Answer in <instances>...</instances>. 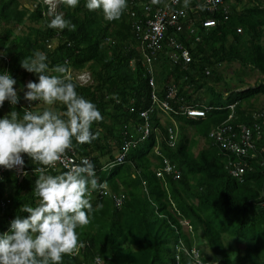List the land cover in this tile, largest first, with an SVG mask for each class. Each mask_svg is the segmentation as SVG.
I'll use <instances>...</instances> for the list:
<instances>
[{
    "label": "trees",
    "instance_id": "16d2710c",
    "mask_svg": "<svg viewBox=\"0 0 264 264\" xmlns=\"http://www.w3.org/2000/svg\"><path fill=\"white\" fill-rule=\"evenodd\" d=\"M30 1L0 0V74L12 75L20 96L15 106L5 102L0 118L12 110L22 117L25 110L41 111L46 107L42 102L30 105L23 98L24 86L37 76L22 69L20 61L34 50L47 55L50 68L65 65L77 92L94 103L102 115L92 125L97 138L86 144L73 140L72 148L79 157H90L98 169L97 180L105 183L107 192L92 193L90 223L77 229L81 247L76 254L65 255L63 264H96V255L100 264H192L179 249L182 244L188 248L196 245L205 261L264 264V102L260 106L255 102L258 95L264 96V0H226L230 3L228 17L222 11L200 9L197 31L191 37L168 27L160 40L164 51L153 61L152 76L136 46L129 13L142 12L132 0H127L126 10L116 21L106 20L99 10L89 11L85 0H80L76 8L60 5L59 12L75 25L72 31L49 28L48 6L38 2L30 9L26 5ZM149 2L147 14L152 16L167 0ZM201 3L183 0L179 7ZM209 16L217 23L205 29L201 22ZM180 21L182 26L187 25L183 19ZM174 34L189 49L190 62L174 63L165 54L177 48L169 39ZM233 63L238 64L234 71L236 84L217 85L223 79L220 66ZM83 71L89 73L90 82L81 84L73 74ZM251 72H255L253 84L246 81ZM150 77L161 99L174 86L175 98L168 99L173 110L168 111L167 124L161 123L158 108L149 112L150 132L138 141L139 128L144 124L139 112L151 105ZM202 89L205 95L198 94ZM181 102L210 109L204 116H189L181 110ZM229 104L234 106L225 107ZM56 110L64 109L57 105ZM229 112L238 130L246 126L254 134L255 124L262 130L253 135L257 156L247 159L240 177L232 176L227 169L229 161L238 160L236 154L226 151L227 143H238L222 123ZM167 125L179 128L173 147L167 144ZM192 128L194 132L189 134ZM219 130L222 139L213 145L208 133ZM124 132L137 144L125 152L119 164L101 170L116 160ZM199 137L204 145L194 153ZM164 157L177 173H163ZM24 161V172L15 175L7 171L0 183V200H9L0 206V233L5 232L8 218L24 216L20 208L37 199L33 195L37 165L27 156ZM63 171L46 172L55 175ZM116 198H121L120 205ZM181 220L187 221L188 232L183 230ZM231 239L238 240L239 246L233 248Z\"/></svg>",
    "mask_w": 264,
    "mask_h": 264
},
{
    "label": "clouds",
    "instance_id": "9594fccd",
    "mask_svg": "<svg viewBox=\"0 0 264 264\" xmlns=\"http://www.w3.org/2000/svg\"><path fill=\"white\" fill-rule=\"evenodd\" d=\"M38 2H44L48 6L47 14L51 17L47 25L49 28L75 30V25L66 20L64 14L58 12V8L60 5L76 8L80 0H33L27 6L32 9ZM30 3L33 5L30 6ZM85 7L89 11H101L108 21H116L126 10L127 0H85ZM134 36L137 41L136 46L141 51L135 31ZM163 51L161 50L159 53ZM165 54L169 55L167 52ZM47 60L48 57L43 51L34 50L31 55L25 56L20 61L22 69L37 76V80L28 81L24 86L26 89L24 90V100L28 101L30 105L34 102H42L46 107L41 111L25 110L22 117L17 111L12 110L0 118V183L4 181L7 171L23 169L25 156L34 164L42 166L41 169H36L39 174L33 190V195L37 198L35 203L23 205L20 211L24 212V216L17 215L14 219L8 218L5 232L0 233V264H63L65 255H74L81 247L77 229L90 223L89 214L93 210L90 202L92 193L104 187L105 193L107 192L105 183H100L97 180L98 169L95 168L90 157H79L72 148L73 140L78 144H86L97 138V135L92 132V125L100 121L102 115L94 103L77 92V85L71 77L67 76L69 74L66 75L67 67L56 65L50 68ZM73 78L81 84L90 82V75L87 71L76 72L73 74ZM16 83L17 81L10 73L0 74V108L6 101L12 106L19 103L20 96L15 88ZM182 104L188 106L181 102ZM57 105L63 106L64 110L57 111ZM229 105L225 107L229 108ZM196 109L207 111L210 108ZM159 111L161 123L167 124V121L170 120L168 113ZM230 114L231 112L222 123L231 126L233 131L238 132L235 124L231 123L233 116L228 118ZM178 129L173 125H167V134H170L167 138L169 147L174 146ZM260 131L262 132L261 128ZM256 132L254 130L253 135L257 134ZM124 135H126L125 132L121 138L120 146L117 148L116 160L103 165L101 170L108 171L112 168L111 165L116 164L117 158L122 154L121 147L126 140L132 142L129 149L137 144L132 138L128 139ZM208 137L214 145V138L210 133H208ZM143 139L146 137L141 138L140 133L138 141ZM68 151L75 155L78 164L73 162L65 165L67 170L55 175L48 174L43 170L55 168L58 163H62L67 158ZM247 159L249 157L245 160L247 161ZM164 161H167L172 167L169 172L164 170ZM162 163L163 173H177L166 157L162 159ZM162 171L157 170L156 172L161 175ZM228 172L231 174L230 171ZM105 193L98 192L99 195ZM8 203V199L0 200L1 207ZM181 224L182 227L188 226L187 221L184 220H181ZM184 246L188 248L186 245ZM192 247L198 250L203 259L204 257L197 246L193 245ZM182 253L184 252L182 251ZM176 256L179 259V252ZM95 258L96 264H100V257L96 255L94 262Z\"/></svg>",
    "mask_w": 264,
    "mask_h": 264
},
{
    "label": "built area",
    "instance_id": "2783aa9c",
    "mask_svg": "<svg viewBox=\"0 0 264 264\" xmlns=\"http://www.w3.org/2000/svg\"><path fill=\"white\" fill-rule=\"evenodd\" d=\"M132 3L136 4L141 8L142 15H137L135 10L130 11V17L132 19V26L134 27L135 34L137 35V39L139 40V47L141 49L144 64L146 65L147 72L152 76L153 75V61L156 59L157 53L161 51L160 47V40L164 36V31L166 29V25H173L177 24V21L181 18L185 17V11L180 8H176L175 6L178 4V0H170L169 5H165L163 7L156 8L151 17L148 16L147 12L151 9L149 0H132ZM203 7L209 11H213L218 9L220 6H223L224 12H227V5H224L223 0H202ZM203 24L206 26L213 25L214 20L207 18L203 21ZM179 26H177L178 28ZM193 31L192 29L190 30ZM171 44H174V40H170ZM181 48V46H178ZM182 56L185 59H188V55L186 51L182 52ZM169 57L174 61L177 62V57L173 54H169ZM150 85L152 90L150 92L151 95V105L147 110L140 111V117L144 118V124L141 125L139 131L141 133V138L147 137L150 132V124L148 122V114L152 112L154 108H158L162 112L168 113L171 110L169 105L168 99H174V86H170L168 92L166 93L164 98H159L156 92L154 91V79L150 77L149 79ZM183 112H186L189 116H194L198 114H202L203 111L200 109H192L189 106H180ZM229 108H232V105H229ZM232 117V114L229 115V119ZM228 129L231 132V137L238 139V143L235 144L234 149L238 158V171H230L234 177H240L244 172V167L246 165V158H253L255 157V146L253 144V132L250 128L242 126L238 132L233 131L231 126L227 125ZM257 134H260L259 125H254ZM218 133H210V135L214 138V142L220 141L222 139L221 134ZM132 145L131 140H126L121 147L122 154L119 155L117 158L118 161H122L125 152L129 149ZM66 159L62 163H58L64 168L65 165L76 163V158L70 154V151L66 154ZM85 159V158H83ZM164 170L169 172L172 167L167 161H164ZM78 164V163H76ZM42 166L37 165L36 169H41ZM4 169V168H3ZM105 187L101 189L100 193H105ZM116 204H121V198L115 199ZM180 249L193 261V264H218L216 262L205 261L200 257L198 250L195 247L191 249L186 248L184 245H180ZM97 258V257H96ZM95 258V263H96ZM178 259V256H176Z\"/></svg>",
    "mask_w": 264,
    "mask_h": 264
},
{
    "label": "bare ground",
    "instance_id": "6f19581e",
    "mask_svg": "<svg viewBox=\"0 0 264 264\" xmlns=\"http://www.w3.org/2000/svg\"><path fill=\"white\" fill-rule=\"evenodd\" d=\"M150 1H154V0H150ZM180 1L181 0H178V4L175 6L176 8H180L179 7V3H180ZM224 1V5H227L228 6V8H227V12H224V8H223V6H220L218 9H216V10H213V11H210L211 13H214V12H217V11H222L223 12V14H225L227 17H228V13H230V3H228L226 0H223ZM180 9H183L184 11H185V17L184 18H182L184 21H185V23L187 24L186 26H182V24H181V18L177 21V24H173V25H166V29L168 28V27H170V28H172V29H174V30H176V31H182L183 32V34H185V37H191L194 33H195V31H197V28H195V23H196V21H197V19L200 21V17L198 16V11L200 10V9H206V8H204L203 7V4L201 3V4H195V5H193V6H191V7H189V8H180ZM207 10V9H206ZM209 11V10H208ZM149 17H151L150 15H149ZM187 17H190L189 19L187 18ZM208 18H210V19H212V20H214V24L213 25H209V26H206V25H204L203 24V21L205 20V19H207V18H205L204 20H202V22H201V24L202 25H204V27H205V29H208V28H210V27H213V26H215L216 25V23H217V19L216 18H214V17H212V16H209ZM177 26H179L178 28H177ZM165 29V30H166ZM193 30L192 32L190 31V30ZM186 32V33H185ZM170 40H174V44H171V45H173L174 47H177L176 48V50H179L180 52H179V55H177V56H175V57H177V63H180L179 62V60L180 59H182L183 60V62L184 63H188V62H190L191 61V55H190V52H189V49H186V48H184V46L181 44V42L180 41H178L177 40V38H176V36H175V34L174 35H172L170 38H169ZM181 46V48H179L178 46ZM174 50V49H173ZM183 51H186L187 52V55H188V59H185L183 56H182V52ZM168 102H169V105H170V107H171V110H173V106L170 104V101L168 100ZM234 105H232V107H233ZM192 109H196V108H194V107H191ZM201 111H203V113L202 114H198V115H194V116H204V115H206V110H203V109H200ZM246 127V126H245ZM249 128V127H248ZM251 129V128H250ZM252 130V129H251ZM235 144L236 143H227V149H226V151L227 152H229L230 154H236V152H235V149H234V146H235ZM232 154V155H233ZM121 161H118L117 160V162L116 163H120ZM234 164V166L232 167V165ZM63 169H65V171L67 170L66 168H64L63 166H61ZM228 167V170L229 171H238V160L237 161H235L234 163H232L231 161H229V165L227 166ZM17 171V170H16ZM22 172H24V167H23V169L21 170ZM17 173L18 174H20L21 172L20 171H17Z\"/></svg>",
    "mask_w": 264,
    "mask_h": 264
},
{
    "label": "rangeland",
    "instance_id": "374dc122",
    "mask_svg": "<svg viewBox=\"0 0 264 264\" xmlns=\"http://www.w3.org/2000/svg\"><path fill=\"white\" fill-rule=\"evenodd\" d=\"M27 4H29V2L26 3V5ZM32 5L33 4L30 3V6H32ZM58 12H59V9H58ZM35 24H38V23H35ZM39 24H41V23H39ZM53 43H55V42H53ZM237 67H238V64L237 63H233V64H223V65H221L220 66V71H222L221 73H222V78L223 79H221L217 83V85L223 86L224 85V82H228L230 85L231 84H234V83L236 84V82H235V76H234V71L236 70ZM254 75H255V72H251L247 76L246 81L249 82V84H253L254 83V80H255ZM243 85H247V84H243ZM243 85H241V86H243ZM198 94L199 95H205L204 94V90L203 89L200 90L198 92ZM255 102L257 103V106H260L261 103L264 102V96L263 95H258V98H257V100H255ZM192 132H194L193 128L189 131V134H192ZM203 145H204V140H203V138L199 137L198 144H197V146H195L193 148V152L194 153H197L198 149L201 148ZM20 172L22 173L21 170H20ZM8 192H9V190L7 191V193ZM183 230L188 232L190 230V228L188 226L184 225L183 226ZM223 236L226 237L225 234ZM226 239H227V237H226ZM237 242L239 243L238 240H234V239H231L230 240V243H231V245H232L233 248H236V247L239 246V244H237ZM182 245H184V244H182ZM204 250H205V252L209 253V248L207 246L204 247Z\"/></svg>",
    "mask_w": 264,
    "mask_h": 264
},
{
    "label": "crops",
    "instance_id": "0c3cea01",
    "mask_svg": "<svg viewBox=\"0 0 264 264\" xmlns=\"http://www.w3.org/2000/svg\"><path fill=\"white\" fill-rule=\"evenodd\" d=\"M169 1H170V0H167V2H166L163 6H165V5H169ZM182 1H183V0L180 1L181 4H182ZM180 3H179V5H181ZM194 5H195V4H194ZM190 7H191V6H190ZM183 8H185V7H183ZM186 8H189V7H186ZM172 54H173L174 56L179 55V53H178L176 50H173V51H172ZM179 62H180V63H184L182 59H180ZM184 64H185V63H184ZM228 165H229V164H228ZM58 169H62V167H61L60 164H58L55 168H52V169H46V171H49V170H51V171H52V170H53V171H57ZM227 169H228V167H227ZM64 171H65V169H64ZM9 172H13L15 175H19L15 169H13V170H11V171H9ZM99 191H100V190H98L97 193H98Z\"/></svg>",
    "mask_w": 264,
    "mask_h": 264
}]
</instances>
